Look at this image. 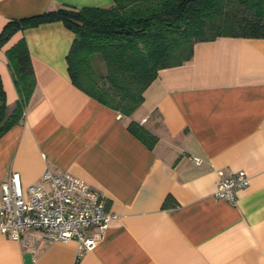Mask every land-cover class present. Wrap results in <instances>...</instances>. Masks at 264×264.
<instances>
[{
	"label": "crops",
	"instance_id": "1",
	"mask_svg": "<svg viewBox=\"0 0 264 264\" xmlns=\"http://www.w3.org/2000/svg\"><path fill=\"white\" fill-rule=\"evenodd\" d=\"M112 4L0 0V31L10 19ZM21 36L36 85L19 122L0 136V182L17 171L26 190L46 170L68 172L116 217L91 249L71 239L31 252L0 232V264H264V37L194 43L191 58L161 69L124 115L72 83L74 34L60 20L24 28L0 47L8 112L17 92L6 50ZM130 121L157 137L152 148ZM219 170L250 176L235 202L213 197Z\"/></svg>",
	"mask_w": 264,
	"mask_h": 264
},
{
	"label": "trees",
	"instance_id": "2",
	"mask_svg": "<svg viewBox=\"0 0 264 264\" xmlns=\"http://www.w3.org/2000/svg\"><path fill=\"white\" fill-rule=\"evenodd\" d=\"M60 20L74 34L67 54L72 83L102 104L130 115L166 67L192 56L194 43L219 36L264 37V0H113L109 7H61L8 20L0 47L16 32ZM17 99L8 112L0 78V136L19 122L36 85L24 38L6 50ZM130 132L152 148L157 137L135 121Z\"/></svg>",
	"mask_w": 264,
	"mask_h": 264
},
{
	"label": "built area",
	"instance_id": "3",
	"mask_svg": "<svg viewBox=\"0 0 264 264\" xmlns=\"http://www.w3.org/2000/svg\"><path fill=\"white\" fill-rule=\"evenodd\" d=\"M191 160L196 164L201 161L197 156ZM217 173L213 197L235 202V189L247 186L250 176L243 170L230 175L221 170ZM115 217L99 192L68 172L46 170L41 183L30 184L26 190L17 171L0 182V232L31 252L71 239L77 241L78 250L91 249Z\"/></svg>",
	"mask_w": 264,
	"mask_h": 264
}]
</instances>
